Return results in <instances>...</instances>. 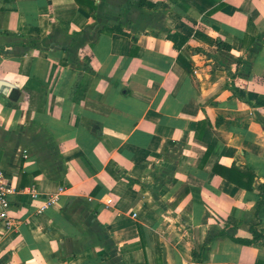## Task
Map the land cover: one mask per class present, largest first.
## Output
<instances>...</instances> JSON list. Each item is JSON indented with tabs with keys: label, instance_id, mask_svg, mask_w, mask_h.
Returning a JSON list of instances; mask_svg holds the SVG:
<instances>
[{
	"label": "crops",
	"instance_id": "crops-1",
	"mask_svg": "<svg viewBox=\"0 0 264 264\" xmlns=\"http://www.w3.org/2000/svg\"><path fill=\"white\" fill-rule=\"evenodd\" d=\"M0 168V264H264V0H0Z\"/></svg>",
	"mask_w": 264,
	"mask_h": 264
},
{
	"label": "built area",
	"instance_id": "built-area-1",
	"mask_svg": "<svg viewBox=\"0 0 264 264\" xmlns=\"http://www.w3.org/2000/svg\"><path fill=\"white\" fill-rule=\"evenodd\" d=\"M27 190L33 199L39 198V192L34 186H29ZM13 192L14 188L11 186L3 169L0 168V222L3 223L7 230L14 228V218L10 215L9 202V196ZM56 201V195H47L41 200L37 209V213H41L45 208L55 204Z\"/></svg>",
	"mask_w": 264,
	"mask_h": 264
},
{
	"label": "trees",
	"instance_id": "trees-1",
	"mask_svg": "<svg viewBox=\"0 0 264 264\" xmlns=\"http://www.w3.org/2000/svg\"><path fill=\"white\" fill-rule=\"evenodd\" d=\"M212 170L222 176L223 178L227 179L230 182H233L237 186L251 189L252 188V182H253V176L249 172L239 171L235 166L233 167H225L219 164H214L212 167ZM236 174V176H234ZM263 238V236L259 233H257L255 230H253V236L251 239H238L235 240L238 242H244L246 244H251L253 242H256L258 239ZM193 254L195 255V251H193Z\"/></svg>",
	"mask_w": 264,
	"mask_h": 264
}]
</instances>
